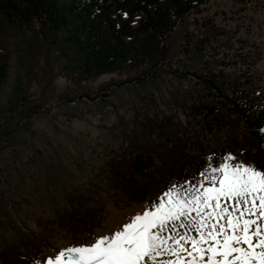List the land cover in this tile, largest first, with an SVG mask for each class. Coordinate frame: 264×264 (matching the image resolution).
Returning <instances> with one entry per match:
<instances>
[{
  "label": "trees",
  "instance_id": "obj_1",
  "mask_svg": "<svg viewBox=\"0 0 264 264\" xmlns=\"http://www.w3.org/2000/svg\"><path fill=\"white\" fill-rule=\"evenodd\" d=\"M207 2L0 0V144H15L38 112V104L30 106L31 88L42 79L50 84L60 74L68 80L58 106L74 120L94 105L108 106L103 91L116 83L91 85L104 73L127 72L120 86L168 78V113L149 110L122 125L104 171L129 202L157 198L168 208L160 222L169 229L201 221L204 215L186 204L207 183L229 170L264 174V82L256 69L262 47L212 20L191 29L190 14ZM240 197L238 188L226 196L233 204ZM87 199L71 194V208L61 216L70 230L96 227L99 210L87 207ZM15 219L0 198V231L13 229ZM26 236L24 246L0 250V264H38L35 250L43 241Z\"/></svg>",
  "mask_w": 264,
  "mask_h": 264
},
{
  "label": "rangeland",
  "instance_id": "obj_2",
  "mask_svg": "<svg viewBox=\"0 0 264 264\" xmlns=\"http://www.w3.org/2000/svg\"><path fill=\"white\" fill-rule=\"evenodd\" d=\"M189 20L191 29L212 20L237 38L261 45L256 69L264 82V0H208ZM14 72L12 62L3 98ZM127 77V72L104 73L92 81L94 88L116 83L103 91L109 93L104 96L108 106L94 105L84 119L74 120L58 106L68 84L63 75L50 84L46 79L33 83L30 106L38 104V112L15 144H0V198L17 215L13 229L0 231V250L24 246L28 235L43 241L35 250L38 264H264V174L223 172L186 204L204 215L201 221L177 231L160 222L168 208L157 198L131 203L109 182L105 161L118 148L122 125L149 110L168 113V78L153 85L120 86ZM234 188L241 197L233 204L226 196ZM76 192L86 195L87 207L99 210L91 233L62 223Z\"/></svg>",
  "mask_w": 264,
  "mask_h": 264
},
{
  "label": "bare ground",
  "instance_id": "obj_3",
  "mask_svg": "<svg viewBox=\"0 0 264 264\" xmlns=\"http://www.w3.org/2000/svg\"><path fill=\"white\" fill-rule=\"evenodd\" d=\"M227 263V262H226ZM204 264H207L206 262ZM209 264V263H208Z\"/></svg>",
  "mask_w": 264,
  "mask_h": 264
}]
</instances>
